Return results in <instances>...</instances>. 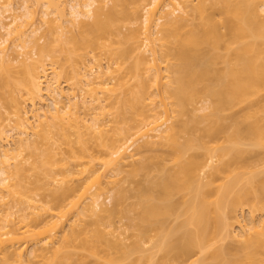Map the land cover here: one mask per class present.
Returning <instances> with one entry per match:
<instances>
[{
  "label": "bare ground",
  "instance_id": "obj_1",
  "mask_svg": "<svg viewBox=\"0 0 264 264\" xmlns=\"http://www.w3.org/2000/svg\"><path fill=\"white\" fill-rule=\"evenodd\" d=\"M21 1L0 0V264H264V0ZM139 170L129 235L113 191Z\"/></svg>",
  "mask_w": 264,
  "mask_h": 264
},
{
  "label": "rangeland",
  "instance_id": "obj_2",
  "mask_svg": "<svg viewBox=\"0 0 264 264\" xmlns=\"http://www.w3.org/2000/svg\"><path fill=\"white\" fill-rule=\"evenodd\" d=\"M15 1V3L16 4H21V0H14ZM70 1L71 0H63V2H67L66 3V5H68L67 7V9H68V11H66V12H69V8H70V6H69V3H70ZM80 1H82V0H80ZM84 1H86V0H84ZM195 1H197V0H195ZM20 2V3H19ZM61 3V2H60ZM111 1L109 2V5H111ZM108 5V6H109ZM38 7V6H37ZM36 8V7H35ZM65 8H66V6H65ZM37 9V8H36ZM39 9H40V6H39ZM66 9V10H67ZM38 10V9H37ZM25 11V10H24ZM21 12H23V8H21V10H20V13ZM38 12H39V10H38ZM6 14H8V12L6 13ZM8 20V19H7ZM8 21H10V18H9V20ZM40 23V25H41V29L39 30V33H38V36H40L42 39H41V41L43 42L44 40H45V38H44V36H41V35H46L45 37H47L48 39L49 38H51V40L53 39V31H52V29H50L49 27H52L51 26V24L50 23H48V22H46V23H48V24H44V23H42L41 21L39 22ZM42 23V24H41ZM69 27H70V25H68ZM71 28V27H70ZM52 31V34H51V31ZM71 30H72V28H71ZM73 30H74V32L75 33H77V30L78 29H74L73 28ZM124 31H127V29L126 28H124L123 29ZM69 31V30H68ZM73 31H72V33H74ZM68 33H70V32H68ZM55 34V33H54ZM46 38V39H47ZM44 39V40H43ZM8 43L9 44H12L11 43V40H10V37H9V39H8ZM129 45V44H128ZM96 52H97V50H96ZM95 53V52H94ZM97 53H99V52H97ZM97 53H95L96 55H97V57L99 58V59H101V61H102V63H104L105 61H107V59H105L106 58V56L105 55H102L101 54V52L99 53V54H97ZM18 54V53H17ZM103 54H106V53H104V51H103ZM22 54H20V57L22 58L24 55H22ZM34 55V54H33ZM91 55V53H89V55L88 56H90ZM148 55V54H147ZM88 56H87V58L86 59H88ZM105 56V57H104ZM19 57V58H20ZM132 61V59H131V57L129 56V58H128V60H126V62H127V64H128V62L130 63ZM79 63V66L80 65H83V63H82V61H80V62H78ZM106 63V62H105ZM84 64H86V65H88L89 63H88V61L86 60V61H84ZM64 78L66 79V77L64 76ZM63 79V78H62ZM62 82H64L65 83V80L63 79V81ZM67 88V87H66ZM204 100V101H203ZM203 100H201L200 101V104H202V105H200V106H202V107H204V106H207L208 104H209V99H203ZM196 104V103H195ZM199 104V103H198ZM197 105V104H196ZM192 106L193 105H191V109H193L192 108ZM190 107V106H189ZM194 107H196L195 105H194ZM27 108L29 109V106H27ZM201 109V110H200ZM200 109H198V111H197V109H195V111H197L196 113H198V115H202V114H204V113H206V112H208L209 110H210V108H200ZM183 118H187V117H184L183 116ZM228 120V119H227ZM226 120V121H227ZM228 121H230V120H228ZM228 121H227V123H228ZM14 120L12 119L9 123H10V126H13V125H15L14 124ZM199 125H202V124H199ZM15 138H14V140L16 139V136H14ZM12 138V137H11ZM55 138H57V136H55ZM72 138V140H74V141H72L71 142V144L72 145H74V146H76L75 144V137L74 136H72L71 137ZM13 139V138H12ZM11 139V140H12ZM14 140H12L13 142H14ZM59 143V142H58ZM62 147H63V150L65 149L66 150V152H68L69 151V144H63L62 143ZM43 148H46V145H44L43 146ZM162 151V150H161ZM149 154H151V153H144V157L143 158H141V160L142 159H144L146 156H150ZM69 155V154H68ZM146 155V156H145ZM142 157V156H141ZM140 160V159H139ZM29 173H30V176H31V178H32V186L34 187V191L35 192H33V194L35 193V197H37L39 200H40V198L42 199V204H44L46 207L47 206H49V205H52V204H54V196H55V193H54V187L52 186V185H49L48 184V182L47 181H45V178H44V176H43V174H41V172H32V171H29ZM128 174V175H127ZM126 174V179H125V181L123 182V185H121L120 184V186L119 187H117L116 189H115V191H113V194L115 193V194H118V196H120L121 194H124V197H122L121 198V200H122V203L117 207V209H118V213H117V215H115L114 216V218H113V220H114V222H115V224H118V225H122L123 227H125L127 230V234H131L133 231H134V227H135V222H136V216H137V210H132L131 209V203H133V202H135L136 200H137V196H138V194L140 193V190H139V188L140 187H144V186H146L147 184H148V182H147V174H146V172H144V170L142 171V170H139V172H137V173H132V174H129V173H127ZM206 180V179H205ZM31 186V187H32ZM36 198V199H37ZM41 201V200H40ZM105 203H107V206L108 207H113L114 206V202H113V200H111V199H107V200H105ZM15 209L17 210V213H20V212H22L23 210H20V209H24V206H23V204H18L17 205V207H15ZM244 212L245 213H243L244 214V216L245 217H247L248 216V214H247V209H245L244 210ZM171 218H173V217H171ZM170 218V219H171ZM183 218H179L177 221L176 220H173L172 222H171V225L172 224H175V225H177L179 222H181V220H182ZM246 220H249L248 219V217L246 218ZM183 230H184V228L183 229H181V231H180V233H182L183 232ZM131 239H133V238H131L130 237V239H128V240H131ZM127 242H131V241H127ZM235 243L232 241V240H230V239H226L224 242H219V243H217L215 246H213L212 248H215L216 246H220V245H225V246H229V245H231L233 248H234V245ZM212 248L211 249H209L210 251L207 253V254H205L204 255V259H206V261H208V262H212L213 261V259H211V253L213 252V250H212ZM243 251H241V250H239V251H232V252H227V253H225L223 256H222V260H225V259H237V258H240V257H242L243 256ZM140 254H134L133 255V258H136V257H138ZM197 257H201V255H198ZM35 262V261H34ZM120 263H122V262H120ZM125 263V262H124ZM35 264V263H34ZM172 264H181V262H180V260H172Z\"/></svg>",
  "mask_w": 264,
  "mask_h": 264
}]
</instances>
